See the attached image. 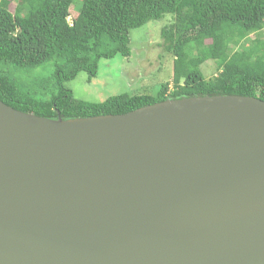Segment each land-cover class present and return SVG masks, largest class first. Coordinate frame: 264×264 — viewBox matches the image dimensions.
<instances>
[{
	"label": "water",
	"instance_id": "95a60500",
	"mask_svg": "<svg viewBox=\"0 0 264 264\" xmlns=\"http://www.w3.org/2000/svg\"><path fill=\"white\" fill-rule=\"evenodd\" d=\"M0 264H264V101L51 120L0 100Z\"/></svg>",
	"mask_w": 264,
	"mask_h": 264
},
{
	"label": "trees",
	"instance_id": "16d2710c",
	"mask_svg": "<svg viewBox=\"0 0 264 264\" xmlns=\"http://www.w3.org/2000/svg\"><path fill=\"white\" fill-rule=\"evenodd\" d=\"M22 1L12 12L11 1L0 0V100L15 110L73 120L189 97L264 101V0ZM167 15L160 47L174 58L170 83L99 103L79 100L66 87L82 72L95 78L101 60L131 58V30ZM208 61L217 68L209 78L202 71Z\"/></svg>",
	"mask_w": 264,
	"mask_h": 264
},
{
	"label": "rangeland",
	"instance_id": "374dc122",
	"mask_svg": "<svg viewBox=\"0 0 264 264\" xmlns=\"http://www.w3.org/2000/svg\"><path fill=\"white\" fill-rule=\"evenodd\" d=\"M10 1L12 12L23 3L22 0ZM75 15L76 10L72 8L71 17ZM170 21L171 16L167 15L161 20L151 21L142 28L131 30L133 48L131 58L116 56L113 59L101 60L95 78L89 81L88 74L82 72L75 80L66 83V87L72 90L75 98L79 100L99 103L123 93L152 94L160 84L170 83L173 77L174 58L164 53V49L160 47L161 31ZM202 71L207 78L214 76L217 73L215 62L208 61L203 64ZM37 73L46 72L37 69Z\"/></svg>",
	"mask_w": 264,
	"mask_h": 264
}]
</instances>
